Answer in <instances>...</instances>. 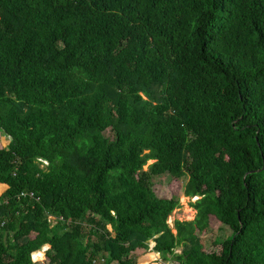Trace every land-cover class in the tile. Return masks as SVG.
<instances>
[{
    "label": "trees",
    "instance_id": "obj_1",
    "mask_svg": "<svg viewBox=\"0 0 264 264\" xmlns=\"http://www.w3.org/2000/svg\"><path fill=\"white\" fill-rule=\"evenodd\" d=\"M0 134V264H264V0H0Z\"/></svg>",
    "mask_w": 264,
    "mask_h": 264
},
{
    "label": "rangeland",
    "instance_id": "obj_2",
    "mask_svg": "<svg viewBox=\"0 0 264 264\" xmlns=\"http://www.w3.org/2000/svg\"><path fill=\"white\" fill-rule=\"evenodd\" d=\"M6 144L5 138L0 134V147ZM151 162H147L146 165ZM146 166L143 167V170ZM136 173L133 175L135 176ZM186 182L185 177L178 179H172L167 175H160L152 178V190L157 197L169 199L175 198L178 201V206L175 208L167 218V225L171 228L174 220L178 221H190L194 217V211L189 207V203H192L196 197L187 198L182 194L184 183ZM173 232V230H172ZM197 238L199 239L202 248L205 252L215 251L217 252L219 247L214 245L215 240L221 241L227 235L229 230L221 226L214 218H210L208 227L201 231L196 232ZM32 237L36 236L35 232L31 233ZM148 247L152 248V243L148 244ZM47 247H43L40 251L42 256H38L37 253L32 255V261L34 264H48V260L45 257V250ZM179 248L175 250V253H179ZM35 256V259H34ZM135 264H162L165 263L161 260L160 256L156 252H145L143 250H136L134 252Z\"/></svg>",
    "mask_w": 264,
    "mask_h": 264
},
{
    "label": "built area",
    "instance_id": "obj_3",
    "mask_svg": "<svg viewBox=\"0 0 264 264\" xmlns=\"http://www.w3.org/2000/svg\"><path fill=\"white\" fill-rule=\"evenodd\" d=\"M39 160H41V162H42V166L45 165V164L47 163L45 160H42V159H39ZM21 194H22L23 196H24V195H28V196H30V197L34 196L33 192H22ZM50 218H51V219H54V218L51 217V216H50ZM162 264H169V263H166V262H165V263H162Z\"/></svg>",
    "mask_w": 264,
    "mask_h": 264
},
{
    "label": "crops",
    "instance_id": "obj_4",
    "mask_svg": "<svg viewBox=\"0 0 264 264\" xmlns=\"http://www.w3.org/2000/svg\"><path fill=\"white\" fill-rule=\"evenodd\" d=\"M7 143V141H6ZM7 189V184L4 183H0V196L2 195V193Z\"/></svg>",
    "mask_w": 264,
    "mask_h": 264
},
{
    "label": "clouds",
    "instance_id": "obj_5",
    "mask_svg": "<svg viewBox=\"0 0 264 264\" xmlns=\"http://www.w3.org/2000/svg\"><path fill=\"white\" fill-rule=\"evenodd\" d=\"M34 259H35V256H34Z\"/></svg>",
    "mask_w": 264,
    "mask_h": 264
}]
</instances>
